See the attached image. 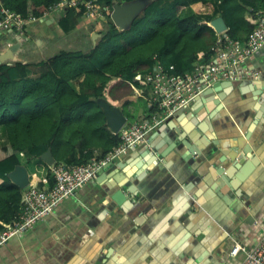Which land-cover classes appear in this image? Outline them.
<instances>
[{
    "label": "crops",
    "instance_id": "crops-1",
    "mask_svg": "<svg viewBox=\"0 0 264 264\" xmlns=\"http://www.w3.org/2000/svg\"><path fill=\"white\" fill-rule=\"evenodd\" d=\"M192 12L189 7L185 15ZM102 23L55 12L23 34L3 33L0 43H19L16 61L37 64L62 51L90 52ZM95 32L102 33L96 43ZM244 68L259 76L208 89L150 132L149 149L162 157L143 145L131 149L0 247V264H242L264 234V50ZM84 78L71 80L76 92ZM149 95L147 86L114 79L104 99L135 122L148 120ZM81 111L68 145L85 144L98 157L109 147L101 130L105 122L111 131L106 114L98 117L89 104ZM8 143L0 126V146ZM28 157L20 154L22 165ZM29 173L31 184L46 186ZM236 245L243 249L232 256Z\"/></svg>",
    "mask_w": 264,
    "mask_h": 264
},
{
    "label": "trees",
    "instance_id": "trees-1",
    "mask_svg": "<svg viewBox=\"0 0 264 264\" xmlns=\"http://www.w3.org/2000/svg\"><path fill=\"white\" fill-rule=\"evenodd\" d=\"M55 1L0 0V10L4 6L23 15L40 16ZM98 1L112 6L135 0ZM189 7L193 12L185 15ZM263 11L264 0H150L123 30L107 14L103 35L88 53L62 51L37 64H0V126L9 141L0 146V229L15 219L21 208L25 189L14 183L9 173L21 164L22 152L29 156L25 165L31 173L44 185L52 186V169L41 155L51 148L57 162L83 164L92 159V151H84L87 145H68L74 143L67 137L68 129L75 127L74 121L87 104L105 119L97 100L106 97L111 81L117 79L141 88L146 87L142 78L157 65L169 74L193 71L199 55H203V61L210 60L214 45L224 40V34L209 22L222 15L228 26L225 34L244 41L258 25ZM64 14L70 19L82 17L73 8ZM82 74L85 78L80 92H76L71 80ZM68 101L73 105L66 106ZM148 111L150 119L149 106ZM101 130L106 133L109 147L98 157L121 142L120 134H113L105 122Z\"/></svg>",
    "mask_w": 264,
    "mask_h": 264
},
{
    "label": "built area",
    "instance_id": "built-area-1",
    "mask_svg": "<svg viewBox=\"0 0 264 264\" xmlns=\"http://www.w3.org/2000/svg\"><path fill=\"white\" fill-rule=\"evenodd\" d=\"M114 5L98 0H56L40 16L33 13L23 15L2 6L0 36L7 31L23 34L30 24L45 20L55 12L65 13L70 8L82 13L85 19L104 22L105 16L111 15ZM223 36L224 40L212 48V58L203 61V55H199L193 71L169 74L161 65H157L142 78L150 90L147 103L152 108L151 118L127 122L119 132L121 142L114 149L83 164L55 162L51 165L54 178L52 186H27L17 217L4 223L0 229V247L6 245L13 236L27 232L43 221L66 197L75 195L80 187L96 178L110 163L133 148L141 145L150 147L149 135L153 129L188 108L192 101L214 84L258 77L259 72L245 69L244 65L256 52L264 50V11L260 14L258 25L246 40L233 39L227 34ZM241 249L240 245H236L231 255H237ZM242 264H264V234L258 244L246 250Z\"/></svg>",
    "mask_w": 264,
    "mask_h": 264
},
{
    "label": "water",
    "instance_id": "water-1",
    "mask_svg": "<svg viewBox=\"0 0 264 264\" xmlns=\"http://www.w3.org/2000/svg\"><path fill=\"white\" fill-rule=\"evenodd\" d=\"M148 2V1H147ZM143 0H135L132 2H121L116 3L113 6L112 13L110 15V18L114 22L117 28L120 30H123L130 26V24L133 22V20L138 16L141 11L146 7L147 3ZM211 26L214 27V29L218 33L225 34L228 30L227 23L222 15L217 16L211 21ZM102 33L95 32L93 34V39L96 43V38L100 37ZM19 43H16L14 45H8L7 48H3V46L0 43V64H3L8 61H16V52L19 49ZM229 82V81H228ZM222 82H218L214 84L212 88H216L218 85H221ZM211 89V88H210ZM200 97V96H199ZM99 104L103 108L106 117H107V124L108 127L111 129L112 132L115 134H119L123 126L127 123L128 118L123 112V110L120 107H113L107 100L104 98L98 99ZM178 114L174 115L177 117ZM173 116V117H174ZM147 150L149 152H152L153 155L162 157L160 153H156L155 150L149 149L148 146ZM193 150L194 155L197 154L194 147H191ZM242 151V149H241ZM243 152V151H242ZM244 153V152H243ZM244 156L246 154L244 153ZM41 158L49 165H53L56 162V158L53 155V152L51 148H48L42 155ZM114 163H111L110 165H113ZM221 169V168H220ZM222 170V169H221ZM220 170V172H221ZM223 171V170H222ZM10 179L18 184L22 189H25L27 186L31 184V178L29 170L26 166L19 164L16 166V168L9 173ZM114 198L118 203H122L124 201V195L121 191H117L115 193Z\"/></svg>",
    "mask_w": 264,
    "mask_h": 264
},
{
    "label": "rangeland",
    "instance_id": "rangeland-1",
    "mask_svg": "<svg viewBox=\"0 0 264 264\" xmlns=\"http://www.w3.org/2000/svg\"><path fill=\"white\" fill-rule=\"evenodd\" d=\"M143 1H145V2H147V1H148V2H149L150 0H143ZM148 2H147V3H148ZM86 19H87V18H86ZM90 20H91V19H90ZM94 21H95V20H94ZM96 21H97V20H96ZM97 22H101V23H102L103 21H102V20H100V21H97ZM102 24H105V23L103 22Z\"/></svg>",
    "mask_w": 264,
    "mask_h": 264
}]
</instances>
